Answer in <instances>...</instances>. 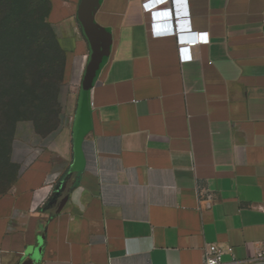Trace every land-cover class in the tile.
Wrapping results in <instances>:
<instances>
[{
  "label": "crops",
  "instance_id": "crops-1",
  "mask_svg": "<svg viewBox=\"0 0 264 264\" xmlns=\"http://www.w3.org/2000/svg\"><path fill=\"white\" fill-rule=\"evenodd\" d=\"M47 1L68 120L0 198V264H264V0H188L185 63L145 0Z\"/></svg>",
  "mask_w": 264,
  "mask_h": 264
},
{
  "label": "rangeland",
  "instance_id": "rangeland-1",
  "mask_svg": "<svg viewBox=\"0 0 264 264\" xmlns=\"http://www.w3.org/2000/svg\"><path fill=\"white\" fill-rule=\"evenodd\" d=\"M46 0H0V198L66 124L65 55Z\"/></svg>",
  "mask_w": 264,
  "mask_h": 264
},
{
  "label": "built area",
  "instance_id": "built-area-1",
  "mask_svg": "<svg viewBox=\"0 0 264 264\" xmlns=\"http://www.w3.org/2000/svg\"><path fill=\"white\" fill-rule=\"evenodd\" d=\"M145 12L150 13L151 32L156 38L174 36L177 39L178 53L182 63L194 60L192 50L209 44V33L193 32L190 24L188 0H145ZM264 262V242L256 250L250 262ZM204 264H232L223 262V252L215 244L204 249Z\"/></svg>",
  "mask_w": 264,
  "mask_h": 264
},
{
  "label": "water",
  "instance_id": "water-1",
  "mask_svg": "<svg viewBox=\"0 0 264 264\" xmlns=\"http://www.w3.org/2000/svg\"><path fill=\"white\" fill-rule=\"evenodd\" d=\"M102 54H104V53H102ZM105 55V54H104ZM103 56V55H102ZM100 57H101V54H100ZM99 58V57H98ZM97 66H98V62H96V64H95V66H94V69H92L91 70V74H90V76L88 77V79H87V81H86V85H91L92 84V82H93V77L95 76V74H96V68H97Z\"/></svg>",
  "mask_w": 264,
  "mask_h": 264
},
{
  "label": "trees",
  "instance_id": "trees-1",
  "mask_svg": "<svg viewBox=\"0 0 264 264\" xmlns=\"http://www.w3.org/2000/svg\"><path fill=\"white\" fill-rule=\"evenodd\" d=\"M47 1V0H46ZM58 45H59V43H58ZM59 48H60V46H59ZM61 49V48H60ZM62 51V50H61ZM63 52V51H62ZM64 53V52H63ZM65 55V54H64ZM64 64H65V62H64ZM64 74V73H63Z\"/></svg>",
  "mask_w": 264,
  "mask_h": 264
}]
</instances>
